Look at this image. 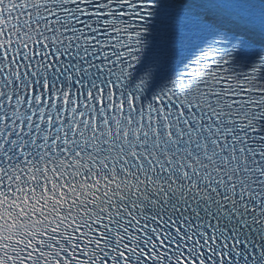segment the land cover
Segmentation results:
<instances>
[{
  "label": "snow or ice",
  "instance_id": "1",
  "mask_svg": "<svg viewBox=\"0 0 264 264\" xmlns=\"http://www.w3.org/2000/svg\"><path fill=\"white\" fill-rule=\"evenodd\" d=\"M0 264H264V0H0Z\"/></svg>",
  "mask_w": 264,
  "mask_h": 264
}]
</instances>
